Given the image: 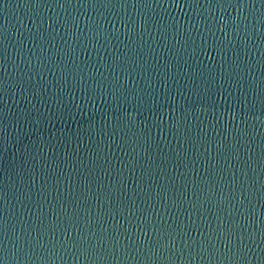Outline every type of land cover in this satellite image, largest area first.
Wrapping results in <instances>:
<instances>
[{
  "label": "water",
  "instance_id": "95a60500",
  "mask_svg": "<svg viewBox=\"0 0 264 264\" xmlns=\"http://www.w3.org/2000/svg\"><path fill=\"white\" fill-rule=\"evenodd\" d=\"M0 264H264V0H0Z\"/></svg>",
  "mask_w": 264,
  "mask_h": 264
}]
</instances>
